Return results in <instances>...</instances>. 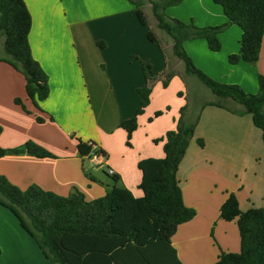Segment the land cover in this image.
I'll list each match as a JSON object with an SVG mask.
<instances>
[{"label": "crops", "instance_id": "0c3cea01", "mask_svg": "<svg viewBox=\"0 0 264 264\" xmlns=\"http://www.w3.org/2000/svg\"><path fill=\"white\" fill-rule=\"evenodd\" d=\"M25 3L32 16L29 42L33 57L49 77L50 93L40 102L42 110L36 108L27 97L24 76L0 56V147L13 149L34 141L54 157L7 155L0 158V174L21 189L38 185L65 197L79 191L92 201L114 185L108 173L113 169L120 185L136 197L143 196L139 161L164 156L163 143L156 144L154 139L177 128L182 118L180 110L190 94L201 98L198 83L182 80L176 91L184 95L174 97V107L154 117L155 112L171 105L170 98L164 99L158 90L164 88L162 80H156L150 104L138 117L132 146L127 145V133L120 124L134 116L140 103L138 89L145 84L143 65L160 75L177 64L184 74L182 62L173 54L171 37L158 28L152 10L153 19L146 13L165 58L159 45L148 39L151 29L140 24L136 7L129 0ZM145 5L152 9L150 3ZM165 12L201 27L220 26L227 21L223 9L213 0H183ZM241 35L236 25L221 32L219 52L211 51L204 39L186 41L184 47L195 65L211 78L257 93L258 75H264V37L256 65H231L228 58L239 52ZM3 42L4 37L0 46ZM191 83L196 86L192 93L186 90ZM156 92H160L157 104ZM17 98L29 112L15 102ZM201 104L200 99L189 108L190 116L200 110ZM225 105L231 111L217 106L201 110L195 136L205 145L199 147L192 140L177 173L184 202L196 211L195 218L179 226L172 240L183 264H214L221 252L240 251L236 221L220 217V208L230 194L236 195L242 211L264 205L262 133L249 114H238L243 110L241 105L232 100ZM38 116L44 119L42 123L36 120ZM77 139L94 142L102 149L104 165L95 166L89 156H81ZM0 247V264H52L15 215L1 205Z\"/></svg>", "mask_w": 264, "mask_h": 264}, {"label": "trees", "instance_id": "16d2710c", "mask_svg": "<svg viewBox=\"0 0 264 264\" xmlns=\"http://www.w3.org/2000/svg\"><path fill=\"white\" fill-rule=\"evenodd\" d=\"M129 1L135 5L137 19L143 26L149 25L143 7L146 3L151 4L158 28L173 41V54L182 62L184 76L196 77L218 100L203 102L193 116H190L188 102L180 110L182 118L177 128L154 139L156 144L163 143L164 156L139 161L141 197L134 196L120 185L116 175H112L114 185L103 197L88 201L79 191L65 197L38 185L21 189L0 174V205L15 215L52 264H183L172 240L179 226L195 218L196 211L186 206L177 173L195 136L201 110L206 106H217L231 111L225 102L234 101L243 107L238 114L251 116L264 143V75H258V92L248 93L237 84L211 78L195 65L184 47L186 41L204 39L211 51L219 52L222 48L219 34L236 25L242 30L240 50L229 56V63L256 65L264 37V0H213L221 6L227 21L220 26L204 27L193 21L186 23L167 16L166 9L181 4L183 0ZM31 28L32 16L25 0H0V35L4 36L3 48L7 55L3 61L24 76L27 97L42 110L40 102L50 93L49 77L33 57L29 42ZM147 37L161 48L154 31L149 30ZM161 51L166 58L164 49ZM150 68L143 65L145 84L138 89L141 100L134 116L120 124L127 133L128 146H132L133 134L139 127L138 117L150 104L152 86L156 81L151 77ZM175 75L171 68L159 75L165 88ZM178 94L184 95L183 92ZM15 102L29 112L21 99L17 98ZM163 113L157 111L154 117ZM36 120L39 123L44 121L39 116ZM1 131L2 128L0 134ZM197 142L204 147L202 139ZM77 147L81 156L90 157L98 151L105 155L102 149H94L81 139H78ZM22 154L37 158L54 157L34 141L13 149L0 147V158ZM220 217L227 222L236 221L240 251L221 252L214 264H264V205L242 211L236 195L230 194L220 208Z\"/></svg>", "mask_w": 264, "mask_h": 264}, {"label": "rangeland", "instance_id": "374dc122", "mask_svg": "<svg viewBox=\"0 0 264 264\" xmlns=\"http://www.w3.org/2000/svg\"><path fill=\"white\" fill-rule=\"evenodd\" d=\"M144 8V11H145V13H147L148 14V17L150 18V19H153L152 18V13H151V10L152 9H150L149 8V6H144L143 7ZM149 27H150V29L151 30H153L152 29V25H150L149 24ZM74 30V29H73ZM165 33V32H164ZM4 36L3 35H1V37L0 38H3ZM170 37V36H169ZM0 56H1V58L3 57V58H6L7 57V55H6V53H5V51H4V48H3V44L0 46ZM199 61L200 62H202V57L199 59ZM232 65V64H231ZM171 66V65H170ZM172 70H176L175 71V73H176V75L175 76H173V78L170 80V82H169V85L165 88H160V89H158L160 92H161V95L164 97V99L166 98V97H169L170 98V100H171V105L169 104L167 107H165V109H163L162 111H164V112H166V111H168L167 110V108L169 107L170 109L172 108V106L174 107V97H179V92L178 91H176L177 90V88H178V85H179V82H181L182 80L184 81V80H194L196 83H198L197 85H200L199 87H201V88H199V89H201V92H200V96H201V98L199 97V98H197L195 95L193 96L192 94H190L189 95V99H187V104H188V102H189V108H194L195 106H196V103H200V99H201V101H202V103L203 102H209L210 100H218V98L215 96V95H213L202 83H200L199 82V80L196 78V77H193V76H184V74L183 73H181L180 71H178L179 70V66L177 65V64H173L171 67H170ZM160 75H162V74H160ZM151 77H153L154 79H156V80H158V79H161L162 80V76H159V74L158 73H153L152 71H151ZM174 78H176V79H174ZM174 79V80H173ZM192 85H190L191 87H189V89L187 88L186 90L187 91H189V92H191L192 93V89L194 88V87H196L195 86V84H193V83H191ZM187 85V84H186ZM188 86V85H187ZM195 89V88H194ZM191 90V91H190ZM160 92H156L155 93V97H156V100H155V104H157L158 103V99H160L158 96H159V94H160ZM188 97V96H187ZM189 100V101H188ZM211 102V101H210ZM169 109V110H170ZM195 112H197V111H195ZM182 115V114H181ZM195 133H196V131H195ZM198 139H201V138H199V137H197V136H194L193 138H192V140L194 141V143L197 145V146H199L200 147V145L197 143V140ZM191 140V141H192ZM77 141H78V139H77ZM190 141V142H191ZM149 145H151L150 143H148ZM107 170V168L105 169V171ZM107 172V171H106ZM261 175V174H260ZM262 186H263V182H259V187L260 188H262Z\"/></svg>", "mask_w": 264, "mask_h": 264}, {"label": "built area", "instance_id": "2783aa9c", "mask_svg": "<svg viewBox=\"0 0 264 264\" xmlns=\"http://www.w3.org/2000/svg\"><path fill=\"white\" fill-rule=\"evenodd\" d=\"M88 144L92 146L94 149H97V146L95 145L94 142H89ZM90 159L95 166H100V167L104 165V163L106 162V156L99 151L97 153L96 152L92 153ZM108 173L110 175H114L113 169H108Z\"/></svg>", "mask_w": 264, "mask_h": 264}]
</instances>
